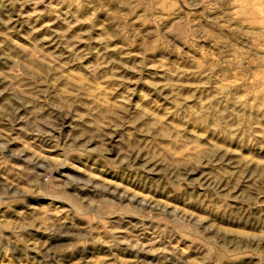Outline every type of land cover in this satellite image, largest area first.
<instances>
[{
	"label": "rangeland",
	"instance_id": "374dc122",
	"mask_svg": "<svg viewBox=\"0 0 264 264\" xmlns=\"http://www.w3.org/2000/svg\"><path fill=\"white\" fill-rule=\"evenodd\" d=\"M0 264H264V0H0Z\"/></svg>",
	"mask_w": 264,
	"mask_h": 264
}]
</instances>
